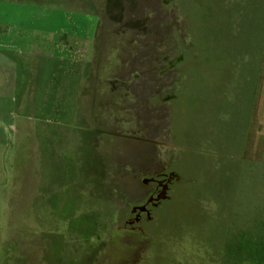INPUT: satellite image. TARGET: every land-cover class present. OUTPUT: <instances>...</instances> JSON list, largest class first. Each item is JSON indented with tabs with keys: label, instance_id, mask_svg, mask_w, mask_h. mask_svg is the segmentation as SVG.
<instances>
[{
	"label": "rangeland",
	"instance_id": "rangeland-1",
	"mask_svg": "<svg viewBox=\"0 0 264 264\" xmlns=\"http://www.w3.org/2000/svg\"><path fill=\"white\" fill-rule=\"evenodd\" d=\"M38 1L52 4V0ZM59 1L62 2L61 5L75 10L90 5L93 20L101 21L103 29L109 30L107 36L112 40L113 59L107 74L112 79V85H108L107 91L103 90V93L117 94L110 98L115 104L103 110L102 123L99 118L100 110L96 113L100 121L95 127L104 128V131H96L97 136L92 143L88 133H85L81 142L87 148L92 144L93 155L103 158L98 163L101 169L105 166L103 170L107 169L105 173L108 177L103 175L102 180L107 183L110 173L116 176L115 169L122 167V170L128 171L149 166L156 171L166 169L168 172H175V177L180 175L175 195L156 212L153 221L128 231L123 223L126 215L123 210L122 218H115L114 226H101L105 232L100 234L94 264H216L214 256H211L216 253V248L212 250L211 247L200 248V261L187 260L193 259L190 256L195 253L199 255V249L188 242L192 239L189 228L202 227L204 220L210 221L205 218H213V215L216 221L215 216L218 214L225 222L233 210L241 163L254 160L264 164V36L263 39L259 38L261 31H258L255 36L250 37L249 31L246 44V34L250 29L248 20L251 17L248 15L234 29V49L228 48L224 54L223 50H219L221 44L217 43L225 34L224 31L216 37L213 34V41L209 42V39L205 43L210 47L208 50L199 46L202 38L199 33L202 28L200 24L212 14L211 8L217 9L220 20L216 17L215 24H219L221 18L234 19L236 15L243 16L247 11L248 14L250 10L257 11L260 1L199 0V4H196L195 0H188L184 15L176 11V8L181 9L184 5L175 3L177 6H174V10L173 4H169L171 0ZM25 2L28 3V0ZM219 2L223 3L221 6L225 12L218 10ZM55 3L60 5L57 0ZM173 11L176 12L175 17L179 18L176 21L172 16ZM9 12L16 14L8 15H14L12 18L0 17V25H4L6 20L19 19L18 11L13 6ZM107 16L110 20L106 23L104 19ZM233 23L236 27V18ZM184 24L187 36L181 33ZM230 25L233 26L232 23ZM219 31L217 29L216 32ZM33 35L36 37L37 33ZM260 44L262 47L257 50L255 47ZM240 49L243 57L237 68L233 69L234 63L238 62L234 58L235 51ZM216 51L215 60L208 62L206 59H212ZM245 55L252 59L260 56L259 63L251 62ZM163 57L166 60H161ZM184 58L188 71L180 74L177 68L172 76L174 84L166 85L164 76L171 74L167 64L180 61L184 63ZM2 60L5 59L0 54V62ZM12 67L11 63L0 64V87L5 86L0 93V111L6 112L11 106L7 99L14 91L11 75L2 74V71ZM35 67L32 66L31 69ZM50 68L53 67L46 63L45 71ZM254 68L259 76L257 84L254 76H248L255 71ZM237 73L240 75L236 78ZM38 81L39 77L29 85L32 94L28 107L36 111L42 107L37 105ZM222 81L224 82L220 84ZM165 87L168 90H164ZM69 97L70 93L67 97L62 94L58 102L62 109L69 110L66 107ZM170 97L180 99L179 104L171 106L162 102ZM45 99L47 101L49 98ZM4 122L5 116L0 114V138L4 137V133L6 137L9 135ZM58 130L59 128L54 130L51 126H46L42 128L43 134L40 131V135L35 129L33 139L35 141L40 138V143L36 142L40 148L42 144L47 149L56 143V146L63 149L68 144L71 131L61 128L57 135ZM226 159L229 164L234 163L230 179L226 173L229 165L226 164ZM85 165H91L92 174L96 173V167L91 162H86ZM80 166L84 168L83 161H80ZM21 168L25 173L30 170L26 161ZM2 172L0 162V174ZM122 176H119V181L124 184H114L116 190L109 185L111 193L108 196L115 204L121 194L126 195V191L121 192L124 189L131 190L134 199L145 192L140 182L136 186H127ZM222 181V187L215 185ZM228 182L229 188L224 191ZM210 189L211 195L208 194ZM27 196L26 202L20 200ZM29 196L15 192L14 206L18 207L15 212L19 213L21 210L26 214L31 213L29 209H20L21 204L22 207L29 204ZM120 212L117 210V213ZM3 213L7 214L5 210H0V220ZM15 220L18 222L19 218L16 216ZM224 228L225 226L223 230ZM200 232L201 235L202 232L204 234L203 227Z\"/></svg>",
	"mask_w": 264,
	"mask_h": 264
},
{
	"label": "crops",
	"instance_id": "crops-1",
	"mask_svg": "<svg viewBox=\"0 0 264 264\" xmlns=\"http://www.w3.org/2000/svg\"><path fill=\"white\" fill-rule=\"evenodd\" d=\"M57 1L60 5L55 0L49 5L38 0H0V17L12 18L16 14L9 12L12 6L19 15L17 21L10 19L0 25V54L5 59L0 64L13 66L2 74L11 75L14 88L7 98L11 106L0 111L9 133L0 138V210L7 212L0 220V264H94L100 234L105 232L101 226H114L121 215L108 196L111 173L107 183L102 180L103 175L108 177L105 166L101 169L98 163L103 158L93 155L92 144L89 148L81 144L85 133L92 143L96 131H104L95 124L102 123L103 110L115 104L110 98L117 94L103 93L112 83L107 77L113 59L112 40L101 21L93 20L90 5L75 10ZM259 1L257 11L248 14L246 44L249 31L261 30L264 36V0ZM109 20V16L104 19L106 23ZM245 56L259 63L260 56ZM46 63L53 68L45 71ZM254 70L248 76H254L257 84L259 76ZM38 77L37 105L42 107L36 111L28 107V100L32 94L29 85ZM4 88L0 87V93ZM69 93V110L62 109L58 102L62 94L67 97ZM46 126L71 131L63 149L56 143L47 149L36 144L40 138L34 141V130L43 134ZM25 161L30 169L27 173L21 168ZM86 162L96 167L95 174ZM15 192L31 196L29 204L20 205L31 213L15 212ZM26 198L20 200L26 202ZM222 240L224 244L225 237ZM216 264H221L220 258Z\"/></svg>",
	"mask_w": 264,
	"mask_h": 264
},
{
	"label": "trees",
	"instance_id": "trees-1",
	"mask_svg": "<svg viewBox=\"0 0 264 264\" xmlns=\"http://www.w3.org/2000/svg\"><path fill=\"white\" fill-rule=\"evenodd\" d=\"M195 3L199 4V0H195ZM221 4L223 3L219 2L218 10L220 12L221 10L225 12ZM216 11L217 9L211 8L212 14H209L206 21L200 24L202 28L199 33L202 38L199 46L206 47L208 50L210 47L205 43L208 42L209 39L211 40L209 42L213 41V34L214 37H216L221 31H224L225 34L221 36L217 43L221 44V49L219 50H223V53L225 54L226 49H234V29L237 28L238 23H242V21L248 17V11L243 16H241V14L236 15L234 19L223 18L222 20L221 18L220 23L215 24L216 17H219L220 20V16H218ZM235 18L236 27H234L233 23L235 22ZM231 23L233 24L232 27L230 25ZM217 29H220V31L216 32ZM257 32L258 30L252 31L250 37L251 35L255 36ZM259 35V38L263 39L262 31ZM216 53L217 51L212 55V59L207 58L206 60L208 62L215 60ZM234 58L238 59V62L234 63L233 67V69H236L237 65H239V60L241 59V49L238 52L235 51ZM225 162L226 164H229L227 159ZM227 168L228 170L226 173L228 174V179H230L231 174L233 175L234 172V163L231 162ZM222 183L223 181L215 185L220 188L222 187ZM229 185L230 182L225 186L224 191L228 190ZM211 192L212 189L208 190L209 195H211ZM233 203L234 206L231 211L228 228L226 221L224 222V220H221L218 217L219 214L215 216L216 221H214V215L213 218H205L210 221L206 222L204 220L202 226L204 234L202 232V235L200 232V229H202L201 226H193L189 228V234L192 236V239L188 240V242L199 249V251H197L199 252V255L195 253L190 256L193 259L187 260L195 261V259H197L200 261V258H202L200 248L202 249V247H204L205 249H208L211 247L212 250L213 248H216V253L211 254V256H214V261L216 260L215 263L218 258H220L221 264H264V164H262V162L245 160L241 163ZM224 226L225 228L223 230ZM223 233L225 235L224 244L222 240ZM203 243L204 246H202Z\"/></svg>",
	"mask_w": 264,
	"mask_h": 264
},
{
	"label": "flooded vegetation",
	"instance_id": "flooded-vegetation-1",
	"mask_svg": "<svg viewBox=\"0 0 264 264\" xmlns=\"http://www.w3.org/2000/svg\"><path fill=\"white\" fill-rule=\"evenodd\" d=\"M186 2H188V0H171L169 1V4H173L172 6L173 9L175 8L174 6H177L175 3L184 5V7L181 9L180 8H176L177 10L174 9L180 14L184 15L186 14V7H187ZM175 15L176 12L173 11L172 16L174 17V20L179 19L175 17ZM114 22H115V17H113V23ZM181 33L182 35L187 36L185 24L182 26ZM185 51L187 50L185 49ZM161 60H166V59H164L163 57ZM167 67H168V72L171 74L169 76L168 73L165 74L164 80L167 83L166 85L170 83V86H172L174 84L173 82H175L173 81L172 76L173 73L177 70V68H178V73L180 74L188 71V65L185 61V58H184V63L183 61H180L178 63L175 62L174 64H167ZM164 90H168L167 87H165ZM162 102H165L168 105L171 104V106H176L179 104L180 99H177L175 97H170L169 99H165ZM115 173L117 174L116 176L114 173H111L112 175L111 179L114 181H112L111 184H109L115 190L117 188L113 186L114 184L123 183L119 181L120 175H123L122 179H124L127 186H136L140 182L142 186L145 188V192L140 194L139 196H136L135 199L131 194L132 193L131 190L124 189L123 191H121L124 193L126 191V195L125 196L123 194L120 195V198L117 202L118 205H116V208L119 211H121L120 217L122 216L123 210L126 211V215L125 217H123V223L125 225V229H127L128 231H131L132 228L137 227L140 224L153 221L156 217V212L162 209L163 206H165L164 203L169 202V200L173 198V196L177 191V186L180 183V175L177 174L178 176L175 177V172L172 171L168 172L166 169H159L158 171H156L155 169H152L149 166H147V168H145V166H143L142 168L141 167L133 168L128 171L119 169V170H115ZM120 201L122 202V204H119Z\"/></svg>",
	"mask_w": 264,
	"mask_h": 264
},
{
	"label": "clouds",
	"instance_id": "clouds-1",
	"mask_svg": "<svg viewBox=\"0 0 264 264\" xmlns=\"http://www.w3.org/2000/svg\"><path fill=\"white\" fill-rule=\"evenodd\" d=\"M205 207H207V205H205ZM212 207L214 208V207H215V205L213 204V205H212Z\"/></svg>",
	"mask_w": 264,
	"mask_h": 264
}]
</instances>
